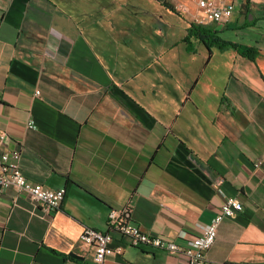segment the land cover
<instances>
[{"label":"crops","instance_id":"0c3cea01","mask_svg":"<svg viewBox=\"0 0 264 264\" xmlns=\"http://www.w3.org/2000/svg\"><path fill=\"white\" fill-rule=\"evenodd\" d=\"M197 9L0 0V153L20 149L30 181L66 190L48 216L4 191L0 264H93L84 229L109 232L129 205L134 225L185 247L219 212V190L244 210L220 224L207 264H264V0H237L225 28L201 33ZM110 232L124 247L113 264H187Z\"/></svg>","mask_w":264,"mask_h":264},{"label":"built area","instance_id":"2783aa9c","mask_svg":"<svg viewBox=\"0 0 264 264\" xmlns=\"http://www.w3.org/2000/svg\"><path fill=\"white\" fill-rule=\"evenodd\" d=\"M237 0H196L197 11L193 14L194 23L203 27L214 26L217 29L225 28L231 21L236 9ZM246 2L247 0H238ZM40 95L38 91L36 93ZM8 136L0 135V151L8 144ZM22 153L18 148L9 149L0 153V198L9 187L18 192L26 193L31 201L41 207L43 216L60 209L66 190H49L43 185L30 181L21 167ZM260 164V163H259ZM224 202L219 212L210 224L200 225L201 234L194 236L182 247L173 240L163 236H156L144 232L131 222L133 207L129 205L121 210H112L107 226L110 231L119 234L127 240L131 247H151L168 254L177 255L187 264H207L208 253L214 245L220 224L225 219L236 218L244 208L242 203L234 198L226 197L219 190ZM100 232L92 228L84 229L80 236V243L84 248L93 251V264H113L111 257L123 251L122 245L113 247L112 232ZM183 236V235H182ZM186 238L185 236H183Z\"/></svg>","mask_w":264,"mask_h":264},{"label":"trees","instance_id":"16d2710c","mask_svg":"<svg viewBox=\"0 0 264 264\" xmlns=\"http://www.w3.org/2000/svg\"><path fill=\"white\" fill-rule=\"evenodd\" d=\"M193 28H194L195 31L201 33L202 30H204V29H206V28H208V27H203V26H200V25H197V24L194 23V24H193ZM209 33H210V32H209ZM213 34H214V35H213L214 42H216L217 44H219V45H221V46H227V45H228V43L223 42V41H221V40L218 38V36H217L218 32H217V31H213ZM220 43H221V44H220ZM235 47H236V46H235ZM245 52H246V53H244V54L248 55L251 59L254 58V52H253L252 50H246Z\"/></svg>","mask_w":264,"mask_h":264},{"label":"water","instance_id":"95a60500","mask_svg":"<svg viewBox=\"0 0 264 264\" xmlns=\"http://www.w3.org/2000/svg\"><path fill=\"white\" fill-rule=\"evenodd\" d=\"M71 257H72V258H75V259H80V258H81V257H79L77 254H74V253L71 254Z\"/></svg>","mask_w":264,"mask_h":264}]
</instances>
